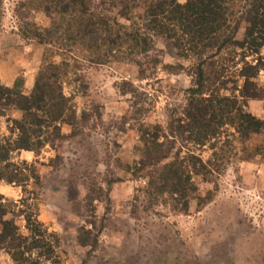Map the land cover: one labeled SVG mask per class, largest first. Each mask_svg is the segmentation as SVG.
<instances>
[{
	"label": "rangeland",
	"instance_id": "rangeland-1",
	"mask_svg": "<svg viewBox=\"0 0 264 264\" xmlns=\"http://www.w3.org/2000/svg\"><path fill=\"white\" fill-rule=\"evenodd\" d=\"M27 2L4 0L0 82L13 87L17 81L30 94L41 71L58 65L70 110L65 120L43 128L52 142L38 152L10 154L4 174L16 168L23 179L0 181L4 219H12L23 235L29 234V217L39 220L54 242L56 264H264V131L244 143L225 126L215 145L212 140L204 146L179 136L175 149L181 156L194 152L212 160L211 173L192 174L196 191L185 211L177 207L179 196L166 189L153 198L149 164L139 169L146 149L141 122L168 131L170 122L184 116L193 83L190 59L157 38L150 60L157 56L162 63L142 76L123 55L70 40L78 29L74 21L54 23ZM245 27L241 21L238 37ZM240 66L232 65L229 75L237 77ZM125 82L136 88V99L122 91ZM257 82L261 96L248 101V110L264 120V70ZM242 84L239 79L238 88ZM227 88L223 93L232 94L236 85L228 82ZM22 118L14 107L0 115V142L17 136L13 121ZM170 160L158 166L159 173ZM0 264H14L3 248ZM41 264L54 263L42 255Z\"/></svg>",
	"mask_w": 264,
	"mask_h": 264
},
{
	"label": "trees",
	"instance_id": "trees-1",
	"mask_svg": "<svg viewBox=\"0 0 264 264\" xmlns=\"http://www.w3.org/2000/svg\"><path fill=\"white\" fill-rule=\"evenodd\" d=\"M28 4L46 12L54 23L74 21L78 29L69 36L70 40L81 44L84 41L99 51L117 52L138 64L142 76L146 69L157 68L162 63L157 56L150 60L157 50V38L168 41L178 57L190 59L193 83L188 90L189 108L184 116L177 123L170 122L168 131L161 125L145 128L146 124L141 122L146 149L141 159L143 165L138 167L146 170L148 163L149 170L150 167L157 170L156 175L151 170L146 172L151 177L149 195L153 198L157 199L166 189L179 196L177 207L185 211L196 191L192 174L211 173L208 165L212 160L204 161L194 152L181 156V150L175 149L179 136L204 146L212 140L215 145L225 126L233 128L231 135L244 143L264 131V120L248 110V101L261 96L257 77L264 70L261 54L264 0H29ZM3 5L4 0H0V15ZM241 21L246 22L242 38L238 37ZM148 61L152 65L146 64ZM230 63L233 67L241 65L236 68L235 78L229 75ZM164 67L177 70L174 65ZM57 71L60 66L52 63L43 69L30 94L23 93L17 81L13 87L0 82V115H5V110L11 107L23 111V118L13 121L12 133L17 136L0 142V164L4 163L0 181L11 183L23 179L16 168L4 174L10 167V154L21 150L38 152L53 141L52 133L43 128L66 119L69 98L60 81L63 73ZM239 79L243 81L240 88ZM228 82L236 85L232 94L223 93L229 89ZM128 84L130 88L125 87ZM123 86L124 93L130 92L137 98L133 84L125 82ZM56 129L57 125L53 132ZM169 158L159 173L158 166ZM30 172L36 175L34 168ZM3 198L0 193V249L11 255L14 264H41L42 255L54 264L59 263L54 242L46 239L43 224L29 217V234L23 235L12 219H4L7 210Z\"/></svg>",
	"mask_w": 264,
	"mask_h": 264
}]
</instances>
